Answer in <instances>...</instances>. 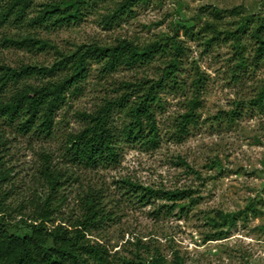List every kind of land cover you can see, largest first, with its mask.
I'll return each mask as SVG.
<instances>
[{
  "label": "rangeland",
  "instance_id": "rangeland-1",
  "mask_svg": "<svg viewBox=\"0 0 264 264\" xmlns=\"http://www.w3.org/2000/svg\"><path fill=\"white\" fill-rule=\"evenodd\" d=\"M67 1L34 0L25 21L0 26V64L52 67L79 47L123 42L155 52L113 71L91 60L80 90L67 93L55 114L49 136L0 119V217L12 225L10 232L30 234L28 222L44 206L51 210L49 226L77 224L95 195L104 220L87 236L108 249L112 264H147L160 255L166 264H264V103L255 102L264 90V56L256 57L255 34L264 23V0H131L130 10L113 20L109 16L125 0H89L81 19L70 24L32 21L48 4L64 9ZM243 18L240 53L228 33ZM212 25L221 33L210 42ZM260 32L264 40V27ZM173 42L182 50L175 51ZM174 58L177 68L168 74ZM67 73L29 76L20 85ZM153 85L159 96L156 145L120 136L117 161L95 167L73 161L68 139L85 126L84 114L122 95L129 100L123 104L132 103ZM13 90L8 85L2 98ZM193 100L199 101L196 123L180 135ZM124 109L113 112L117 131L130 119ZM47 168L59 173L55 189ZM136 185L190 195L169 210L173 201L145 196ZM227 214L233 223L221 219Z\"/></svg>",
  "mask_w": 264,
  "mask_h": 264
},
{
  "label": "trees",
  "instance_id": "trees-1",
  "mask_svg": "<svg viewBox=\"0 0 264 264\" xmlns=\"http://www.w3.org/2000/svg\"><path fill=\"white\" fill-rule=\"evenodd\" d=\"M33 1L8 0L0 4V26L14 21H25L27 11ZM135 1L146 2L147 0ZM88 3L89 0H68L64 9L61 3L48 4L32 21L39 24L47 21L70 24L81 19L82 6L88 5ZM130 5L131 0L123 1L109 18L113 20L121 17L123 13L130 10ZM212 27L215 34L210 42L219 38L221 33L216 26L212 25ZM263 27L264 23H260L255 29V34L260 41L257 58L264 56V40L260 32ZM246 29L247 18H243L237 30L228 33L233 36L240 53L242 50V45L239 42L240 33ZM23 41L25 42V40ZM172 45L175 51L182 50L179 43L173 42ZM142 50L139 52V48L134 47L130 42L110 47L82 46L52 67L13 68L0 64V119L9 124L17 123L23 131L49 136L52 134L55 114L65 103L67 93L80 90L81 82L87 76L91 60L103 63L104 71H113L120 65H133L141 59H149L155 52L152 47ZM242 59L241 62L244 63ZM170 65L173 69L168 70V74L173 73L177 68L175 58ZM58 69H66L68 73L55 80L47 79L41 84L23 83L20 85L26 77L49 76ZM163 82L161 85L165 84ZM8 85H12L14 90L9 96L2 98V93L5 92ZM130 85L128 84V86ZM127 97L122 95L115 101L108 99L96 112L84 114L85 126L82 130L71 134L68 139L66 151L73 161L88 167L117 161L119 157L117 142L120 136L128 141L143 139L147 144L156 145L158 127L154 117V106L159 101V96L155 85L150 86L144 94L138 95L139 100L123 104L129 101ZM255 102L257 105L264 103V90L260 92ZM198 103V100H193L190 110L182 115L178 129L180 135L188 133L189 124L196 123L195 107ZM122 106H125L124 111L130 119L120 131H117L112 116L115 109ZM45 161L48 162L49 159L46 158ZM46 173L52 188L55 189L59 183V173L57 174L55 170H49V168ZM136 187L144 190L145 196L149 193V197L153 195L173 201V204L166 206L169 210L174 207L175 201L190 195L185 190H154L138 185ZM95 200V195L87 200L84 219L70 227L61 224L49 226L51 210L44 206L39 216L28 222L31 227L30 234L23 236L10 232L9 229L12 225L0 217V264H112L108 249L99 242H93L87 236L91 228L96 227L104 220V213L101 212L102 210ZM221 217L224 222L229 220L233 223L235 221V217L228 214ZM147 264H166V261L160 255ZM176 264H183V262L176 259Z\"/></svg>",
  "mask_w": 264,
  "mask_h": 264
}]
</instances>
